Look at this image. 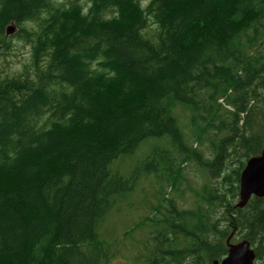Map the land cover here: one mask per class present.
Wrapping results in <instances>:
<instances>
[{
    "label": "trees",
    "instance_id": "trees-1",
    "mask_svg": "<svg viewBox=\"0 0 264 264\" xmlns=\"http://www.w3.org/2000/svg\"><path fill=\"white\" fill-rule=\"evenodd\" d=\"M16 42L28 54L11 65ZM178 107L198 143L210 133L209 158L187 146ZM153 136L168 138L149 172L164 163L176 187L192 158L231 199L212 177L197 210L166 198V245L130 264H211L233 233L260 259L264 197L235 200L264 148V0H0V264H110L101 225L148 173L113 163Z\"/></svg>",
    "mask_w": 264,
    "mask_h": 264
},
{
    "label": "rangeland",
    "instance_id": "rangeland-1",
    "mask_svg": "<svg viewBox=\"0 0 264 264\" xmlns=\"http://www.w3.org/2000/svg\"><path fill=\"white\" fill-rule=\"evenodd\" d=\"M16 55L9 59L13 63H18L27 58L28 47H24L22 43H15ZM176 113L180 123L187 126L182 127L186 132L188 142L196 146L195 131L192 126H188V109L178 107ZM168 137H150L142 142L133 154L124 159H117L113 163V169L118 170L121 174L128 176L137 166H141L147 174H144L138 181L136 189L128 193L119 204L112 209L107 216L106 221L101 225L100 235L105 242L112 245L113 252L116 256L110 264H130L138 254L148 255L155 242H162L166 245L163 237V220L168 213L169 201L166 198H172L173 204L179 210H197L203 205V196L201 193L202 186L212 177L205 172L199 165V161L189 159L181 163L179 170L182 172L183 182L176 187L172 186L173 176L171 180H166L167 172L164 170V163L158 171H151V166L146 161L153 151L163 143ZM210 133L205 135L203 140L198 143L196 149L203 153L202 158L207 159L210 153L207 150L209 144ZM163 148L165 146L161 145ZM238 155H232L227 162L228 172H231L238 166V162L233 161ZM168 177H170L168 175ZM213 186L220 189L221 194L225 195V199H231L229 191V182H223L222 178H213L211 181ZM238 198L235 200L237 203ZM226 206H218L215 209V216H222L226 210ZM242 236L234 233L231 243H238L242 240ZM185 244V243H182ZM186 245V244H185ZM264 256V254H263ZM256 259V264H264V257ZM135 264H144L145 262L136 261Z\"/></svg>",
    "mask_w": 264,
    "mask_h": 264
},
{
    "label": "water",
    "instance_id": "water-1",
    "mask_svg": "<svg viewBox=\"0 0 264 264\" xmlns=\"http://www.w3.org/2000/svg\"><path fill=\"white\" fill-rule=\"evenodd\" d=\"M14 30V27H9L7 34L13 33ZM254 194L258 197H264V149L260 155L251 157L242 171L240 201L237 206L244 207ZM229 246L227 257L221 262L215 260L213 264H255L256 254L248 240Z\"/></svg>",
    "mask_w": 264,
    "mask_h": 264
},
{
    "label": "bare ground",
    "instance_id": "bare-ground-1",
    "mask_svg": "<svg viewBox=\"0 0 264 264\" xmlns=\"http://www.w3.org/2000/svg\"><path fill=\"white\" fill-rule=\"evenodd\" d=\"M236 244V243H235ZM261 247V246H260ZM6 249V248H5ZM261 252V251H260ZM263 252V251H262ZM263 256V254H261ZM264 257V256H263ZM218 260V259H217Z\"/></svg>",
    "mask_w": 264,
    "mask_h": 264
}]
</instances>
